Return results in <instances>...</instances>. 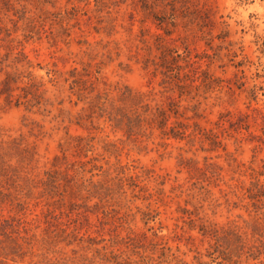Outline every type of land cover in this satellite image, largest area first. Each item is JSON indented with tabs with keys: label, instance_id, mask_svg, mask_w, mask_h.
<instances>
[{
	"label": "rangeland",
	"instance_id": "rangeland-1",
	"mask_svg": "<svg viewBox=\"0 0 264 264\" xmlns=\"http://www.w3.org/2000/svg\"><path fill=\"white\" fill-rule=\"evenodd\" d=\"M260 111L264 0H0V264H264Z\"/></svg>",
	"mask_w": 264,
	"mask_h": 264
},
{
	"label": "trees",
	"instance_id": "trees-1",
	"mask_svg": "<svg viewBox=\"0 0 264 264\" xmlns=\"http://www.w3.org/2000/svg\"><path fill=\"white\" fill-rule=\"evenodd\" d=\"M5 85H7V86H10V79H7L6 81H5ZM254 93H256V92H254ZM257 110V109H256ZM258 111V110H257ZM259 114H260V119H261V121L259 122V125L261 126V129H262V131L264 132V113L263 112H259ZM162 115H163V121L161 122V124H162V126L161 127H163V125H165V124H163V123H166L167 121H168V115L166 114V112H162ZM248 114H246V113H239L236 117L235 116H232L231 115V117L229 118V120H228V125H229V127H230V129H233V130H236V131H239L240 129H242V128H249V124H248V122L246 121V118H248ZM255 120H257V118H255ZM172 134H171V136L172 137H174V138H176V139H181V134H180V132H176L174 129L172 130V132H171ZM165 135H169L167 132L165 133ZM256 136H258V137H261L260 135H254L253 137H255V139L257 138ZM252 139H254V138H252ZM260 139H264L263 137H261ZM96 167H99V166H97L96 165ZM258 175L259 176H264V169L263 170H260L259 172H258ZM260 192H261V194H258L257 196L254 194V196H251V197H254V198H258L259 196H262V195H264V185L260 188V190H259ZM200 231H201V233L203 234V235H213L211 232H209L208 230H207V228H205V227H201L200 228ZM234 264H236V263H234Z\"/></svg>",
	"mask_w": 264,
	"mask_h": 264
}]
</instances>
